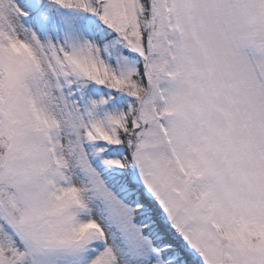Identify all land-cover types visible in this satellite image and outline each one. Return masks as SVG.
Here are the masks:
<instances>
[{
    "label": "snow or ice",
    "instance_id": "obj_1",
    "mask_svg": "<svg viewBox=\"0 0 264 264\" xmlns=\"http://www.w3.org/2000/svg\"><path fill=\"white\" fill-rule=\"evenodd\" d=\"M0 264H264V0H0Z\"/></svg>",
    "mask_w": 264,
    "mask_h": 264
}]
</instances>
